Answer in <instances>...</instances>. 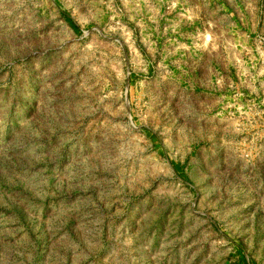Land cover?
I'll return each instance as SVG.
<instances>
[{"label":"rangeland","instance_id":"obj_1","mask_svg":"<svg viewBox=\"0 0 264 264\" xmlns=\"http://www.w3.org/2000/svg\"><path fill=\"white\" fill-rule=\"evenodd\" d=\"M0 264H264V0H0Z\"/></svg>","mask_w":264,"mask_h":264}]
</instances>
